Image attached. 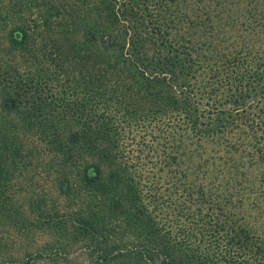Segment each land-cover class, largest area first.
Segmentation results:
<instances>
[{
  "label": "trees",
  "instance_id": "obj_1",
  "mask_svg": "<svg viewBox=\"0 0 264 264\" xmlns=\"http://www.w3.org/2000/svg\"><path fill=\"white\" fill-rule=\"evenodd\" d=\"M264 264V0H0V264Z\"/></svg>",
  "mask_w": 264,
  "mask_h": 264
},
{
  "label": "rangeland",
  "instance_id": "obj_2",
  "mask_svg": "<svg viewBox=\"0 0 264 264\" xmlns=\"http://www.w3.org/2000/svg\"><path fill=\"white\" fill-rule=\"evenodd\" d=\"M67 264H93V258L88 253H80L75 259L69 256Z\"/></svg>",
  "mask_w": 264,
  "mask_h": 264
}]
</instances>
